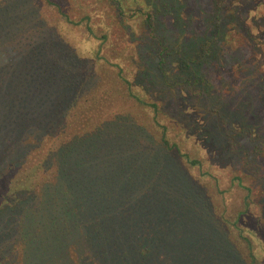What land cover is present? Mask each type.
<instances>
[{"label": "trees", "instance_id": "1", "mask_svg": "<svg viewBox=\"0 0 264 264\" xmlns=\"http://www.w3.org/2000/svg\"><path fill=\"white\" fill-rule=\"evenodd\" d=\"M0 264H264V0H0Z\"/></svg>", "mask_w": 264, "mask_h": 264}]
</instances>
